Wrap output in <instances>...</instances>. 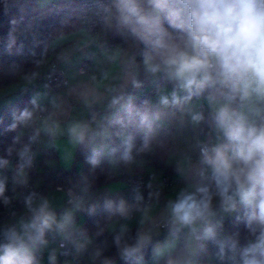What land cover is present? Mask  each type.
Wrapping results in <instances>:
<instances>
[{"label":"clouds","instance_id":"clouds-1","mask_svg":"<svg viewBox=\"0 0 264 264\" xmlns=\"http://www.w3.org/2000/svg\"><path fill=\"white\" fill-rule=\"evenodd\" d=\"M94 15L122 43L106 55L111 67L99 79L93 75L75 89L88 117L62 123L56 97L41 103L48 92L34 93L30 106L11 113L7 131H32L26 142L18 132L0 157V203L23 204L22 212H11V223L0 225V264H45V251L47 264H58L60 256L73 264L85 255L88 264H116L104 246L89 252L93 238L76 220L78 212L97 208L88 204L89 177L70 181L66 191L58 187L66 201L60 206L50 194L16 191L29 188L32 146L42 135L50 147L64 137L68 155L84 154L93 172L102 164L143 166L144 157L165 147L160 131L173 121L202 133L193 146L197 156L176 161L182 185L162 207V186L151 180L147 200L139 184L131 202L104 200L109 220L138 214L134 235L125 223L113 237L118 257L126 264H264V0H95ZM9 40L10 49L11 32ZM38 75L24 79L32 84ZM145 84L154 101L137 95ZM228 218L245 233L227 231Z\"/></svg>","mask_w":264,"mask_h":264},{"label":"trees","instance_id":"trees-1","mask_svg":"<svg viewBox=\"0 0 264 264\" xmlns=\"http://www.w3.org/2000/svg\"><path fill=\"white\" fill-rule=\"evenodd\" d=\"M79 27L77 5L73 0H58L43 7H39L36 0H0V99L3 100L2 105H0V157H7V149L12 146L13 137L21 130L17 129L16 132L6 130L7 126L12 123V111L30 106L28 102L31 98V87H19V82L24 79L25 75H31L32 72L40 74L46 68L49 58L56 52L49 46L53 39ZM10 32L15 38V42L11 43L9 49ZM106 36L112 38L117 44L122 43L119 37H114L110 32H106ZM153 91L152 86L145 84V88L140 90L137 95L140 99H150ZM160 138L164 140L165 147L163 149L158 148L154 155L146 156L144 159L155 169L168 173L174 169L170 168L166 162L172 153V140L166 129H161ZM78 153L81 152L77 151ZM14 155L15 152H13L12 157ZM47 157L43 156L38 159V164L42 168L38 172L43 180L41 191L56 185L67 188L70 181L79 184L82 176L89 177L92 183L91 190H93L116 178L107 164H102L93 172L91 166L86 163L85 156L78 155L77 157L84 162L83 170L81 174L70 177L68 170L47 168L45 166ZM119 168L121 172L125 169L124 166ZM8 175L11 177V171ZM122 177L125 178L124 174ZM77 191H79L78 188ZM6 195L10 197L15 195L12 186L8 187ZM6 209L0 203V214ZM107 220H109L108 213L102 208L88 217L83 228L93 230ZM224 227L227 231H233L238 227L242 234L245 233L243 224L236 226L231 218L225 220ZM135 232L136 229H130L129 235H134ZM115 234L116 232L103 233L96 236L89 247V252L97 246H104L106 247L104 253L106 256L114 258L116 264H126L117 255L116 247L113 244ZM209 247L210 251H214L211 245ZM84 258H88V256L85 255Z\"/></svg>","mask_w":264,"mask_h":264},{"label":"crops","instance_id":"crops-1","mask_svg":"<svg viewBox=\"0 0 264 264\" xmlns=\"http://www.w3.org/2000/svg\"><path fill=\"white\" fill-rule=\"evenodd\" d=\"M117 45V43L110 37L104 36L102 34H90L85 32L80 27L74 31L68 32L62 36H59L53 39L49 46L51 49L56 50V52L51 55L48 60L49 62L54 61L60 68L64 69L65 76L68 80V85L60 89H51L46 87L41 81L36 79L32 84L27 85L31 87L30 96L36 92L44 93L48 92L49 95L45 97L41 103L44 105H49V100L51 97H56L58 103L61 105L62 110L65 115L62 117V123H67L70 119H84L88 117L87 110L83 107L82 104L78 102V99L75 95L76 87L81 83H91V77L95 75L98 79L101 76V72L110 68V64L106 59L108 52ZM83 59H87L89 62V72L80 73L76 65ZM151 100H155V92L153 91L150 95ZM194 103H198L195 102ZM170 138L172 140V153L167 158V165L171 169L168 173H164L163 170L155 169L148 161L145 159L143 166H131L130 168H125L123 172L133 173L140 172L146 176L147 183L151 180L154 188L157 186H162V195L160 198V205L163 206L165 198L173 193L178 187L182 185V182L179 181L175 174V163L183 155H191L193 159L197 156V150L194 149V144L197 138H202V133L199 130H194L191 126H186L180 128V126L173 121L171 127L166 129ZM24 134L31 129H21L20 132ZM71 149L67 146L66 138L61 137L57 142L55 147L49 146V140L45 136H41L37 142L34 152L36 153V160L43 156H48L45 161V166L52 170H68L70 177L74 175L81 174L84 162L77 157V151L74 155L69 156L68 152ZM53 154V155H52ZM51 155V156H50ZM42 168L38 164V172ZM116 178L113 180L104 183L103 185L91 190L92 195L88 201V204H97L96 211L104 208V200L112 199L118 200L119 198L126 199V190L124 187V178L120 174V168L112 170ZM167 175L171 177L174 182L170 186H164L161 183L162 176ZM153 176L155 179L153 180ZM34 185L39 190L40 193L50 194L55 197L54 205L60 206L65 205L66 201L63 199V192H57L55 187H48L41 191L40 189L43 186V180L40 177V173L34 178ZM64 189V188H63ZM64 191H66L64 189ZM17 213L23 211V204L15 210ZM95 211V212H96ZM90 214L87 211H81L76 214L77 223L83 228L87 223L88 217ZM137 220L138 214H135L129 222L126 224L129 225L130 229H137ZM5 222H12L11 215L4 217L0 225H3ZM123 220L119 217H113L111 220L105 221L102 225L96 227L93 230H87L88 233L92 236L93 241L96 236L103 233H114L119 230V226L122 224ZM115 225V229L110 228V225ZM101 230H103L101 232ZM99 233V234H98ZM57 245L53 244L51 247H56ZM45 264H47V251L44 253L43 257ZM66 259L71 260V257ZM66 259H61L59 257L58 264H64ZM88 258L81 257L79 259L73 260V264H87Z\"/></svg>","mask_w":264,"mask_h":264},{"label":"built area","instance_id":"built-area-1","mask_svg":"<svg viewBox=\"0 0 264 264\" xmlns=\"http://www.w3.org/2000/svg\"><path fill=\"white\" fill-rule=\"evenodd\" d=\"M75 1L77 5V11H78V16H79V23H80V28L83 29L85 32L90 33V34H102L106 36V32L101 29L99 25L95 23L96 17L94 15V9H95V0H73ZM77 70L80 73H88L89 72V62L87 59L81 60L77 65H76ZM38 80L41 81L46 87H49L51 89H60L64 88L68 85V80L65 76V71L64 69L60 68L55 62H49L46 66V68L37 76ZM31 134V131H28L24 134L23 136V142L27 141L28 135ZM37 143L33 144V151ZM18 147V146H17ZM78 156H85L82 153H78ZM18 157L15 155L11 158L12 164L14 165L17 161ZM10 171V170H9ZM38 173V163L37 160L35 159L34 167L30 170L29 176H30V183H29V188L28 189H21L18 188L16 191L18 193H27V191L31 189H35L37 192L39 190L35 187L34 185V178ZM120 174H124V187L126 190V200L131 202L132 199V187L133 185L139 184L142 189V194L145 196V199L147 200L148 196V189L146 187L147 185V180L146 176L140 172H133V173H123L120 172ZM8 175V172H7ZM10 177V175H9ZM174 180L167 176L164 175L161 178V183L164 186H170L173 184ZM11 179H9L8 182V187H11ZM59 188H63L61 186H58ZM68 188V187H67ZM67 188H64L67 190ZM22 205V202L20 199H14L12 202V205L4 210L0 214V222L1 220L10 215L12 211L17 210L20 206ZM135 213L133 214V216ZM61 259H66L68 257L60 256Z\"/></svg>","mask_w":264,"mask_h":264},{"label":"rangeland","instance_id":"rangeland-1","mask_svg":"<svg viewBox=\"0 0 264 264\" xmlns=\"http://www.w3.org/2000/svg\"><path fill=\"white\" fill-rule=\"evenodd\" d=\"M55 1H58V0H36V3H37V5L39 6V7H43V6H46V5H48V4H50V3H52V2H55ZM62 36V35H61ZM54 62V61H53ZM27 85H29L28 83H27V81L25 80V79H23V80H21L20 82H19V87H23V86H27ZM0 105H2V99H0ZM9 172L10 171H8V174H9ZM126 222H129V221H124L123 220V222H122V224H125ZM87 264H88V260H87Z\"/></svg>","mask_w":264,"mask_h":264}]
</instances>
